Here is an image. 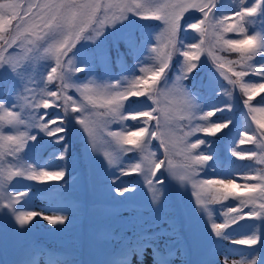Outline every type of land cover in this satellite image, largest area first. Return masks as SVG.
Masks as SVG:
<instances>
[{
    "label": "snow or ice",
    "instance_id": "snow-or-ice-1",
    "mask_svg": "<svg viewBox=\"0 0 264 264\" xmlns=\"http://www.w3.org/2000/svg\"><path fill=\"white\" fill-rule=\"evenodd\" d=\"M234 3L235 7L228 6L231 8L229 12L222 0L0 2V81L8 78L17 85L23 84L27 92L34 93L31 97H23L24 105L19 109L13 106L17 101L0 99V199L4 201L0 203V208L10 210L14 227L18 226L16 230L30 231L29 226L35 227L32 222L37 217L53 227L70 223V214L65 209H50L51 214L31 210L33 197L29 191L16 190L5 195L4 185L16 178L39 184L63 180L67 174L66 168L54 161L57 157L61 161L68 159L69 145L65 142L64 134L71 129L66 121H74L87 134L93 150H96L98 133L104 132L111 138L109 143L113 147L103 152V158L108 166L115 168L117 179L142 176L152 191L154 202L165 194L157 186L165 185L169 174L180 183L190 185L194 211L199 209L202 215H207L206 223L212 235L219 241H230L232 245L244 246L249 250L246 253L248 260L240 264H264V168L256 170L252 165L243 166L251 170L244 171L238 182L233 175L237 170L234 162L224 161L215 151H207L212 141L190 139L197 134L216 137L224 129H229L233 124L230 118L213 120L212 117L218 112L231 111L232 106H210L201 108L198 113L193 112L189 86L183 83L198 79L199 73L197 77L191 74L203 67L199 62L202 56L207 55L220 76L231 86V90L225 89L226 94L231 97L232 90L238 88L246 97L243 101L248 109L246 121L247 117H251L250 123L242 122L235 127L236 136L225 141L226 149L238 160L251 159L256 164L264 165V98L256 105L251 103L257 94L264 93V27L259 30L255 27L258 21L264 25V0H234ZM190 12L200 15L195 19H185ZM140 21H158L159 24H140ZM13 22H16L15 26ZM134 25H138L135 30ZM109 27L114 31L105 35ZM151 27H155L154 40H146L143 33L137 35L139 28ZM190 31L197 35L190 37ZM226 33H235L236 36L228 38ZM101 36L105 40L84 56L82 65L74 66L69 53L76 49L77 44ZM109 36L114 37L112 44L116 49V63L119 64L126 54L139 59L138 53L145 45H152L149 50L155 63L151 66L141 65L130 78L115 83L96 84L88 80L97 57L106 65L112 61L111 51L106 44ZM121 43L127 53L119 51ZM41 52L48 62L42 66V83L37 91L29 88L24 78L33 71L32 54L39 55ZM223 52L235 53L238 58L228 59L219 54ZM22 53L27 55L21 56ZM80 54L79 51L75 53ZM174 57L182 59L176 61L174 78H169L166 72ZM72 73H85V76L80 82H74ZM250 74L261 79L245 80ZM217 79L214 75L209 76L207 81H199V87L212 89ZM47 85L56 87L48 88ZM73 89L78 95L69 94ZM169 97L172 100L162 105V98L168 100ZM24 107L33 110L29 113L30 120L25 118ZM39 109L45 111L39 112ZM48 109H61L63 115L55 111L49 113ZM70 113L79 115H72L69 119ZM128 120H139V123L125 125L124 122ZM184 120L189 121L188 131L180 127L181 135L177 137L175 122ZM194 120L200 123H193ZM117 122L121 128L112 130L110 125ZM250 124H255V129L250 131ZM21 127L25 131H20ZM30 127L38 128L43 136L30 134L27 131ZM45 137L55 139L46 140ZM226 137H231V129L220 139ZM154 140L163 149L162 158L152 150ZM246 143L255 145V149L237 150V145ZM55 144L62 147L52 151ZM202 146L204 150H201ZM25 151L34 156L47 152L50 160L26 163L29 156L20 155ZM133 153L136 155L132 156ZM172 155H181L184 163L178 166L171 159ZM125 157L131 158L125 160ZM162 168L165 169L163 172ZM212 171L224 174L219 177L202 175ZM137 182L113 181V191L119 197H125V193L136 191ZM24 187L32 189V185ZM55 187L36 191H52ZM229 200L234 203H227ZM17 204L29 210L17 209ZM213 205H221L215 215ZM7 215L5 213V217ZM249 220L258 223H242ZM238 231L242 235H236ZM128 243L136 245L131 250L140 257L138 264H144L149 247L152 248L155 264H167L164 260L155 259L159 245L151 237H137L135 241L129 239ZM26 264L61 262L54 255L37 252ZM112 264H128L126 254L123 260H114ZM222 264H230L228 256L224 257ZM231 264L237 262L231 261Z\"/></svg>",
    "mask_w": 264,
    "mask_h": 264
},
{
    "label": "rangeland",
    "instance_id": "rangeland-1",
    "mask_svg": "<svg viewBox=\"0 0 264 264\" xmlns=\"http://www.w3.org/2000/svg\"><path fill=\"white\" fill-rule=\"evenodd\" d=\"M192 13L194 12L186 14L185 17H189ZM33 95L34 93L31 96ZM142 179L144 178L142 177ZM237 181L240 182L238 179ZM24 186L25 184L21 183L10 190L5 188V195L7 192L16 190L29 191L30 196L33 197L32 201H39L37 198L44 199L42 205L32 202L31 210L44 211L45 214H51L50 209H65L68 214H71L72 208L80 207L76 200V197L80 195L87 200L88 204L78 213L81 217L80 222L75 225H62V228L55 230L54 227L48 228L50 230L45 234L31 225L29 226L30 231L16 230L18 226L14 227L15 221L10 210L0 208V264H26V261L37 252L54 255L61 264H79L87 260L92 264H112L114 260H123L125 254L128 264H138L140 257L131 250L136 245L135 243L129 245V239L135 241L137 237H151L157 241L159 234L161 236L167 234L171 239L176 240L170 245H165L164 241H157L159 252L155 259L164 260L167 264H219V260L223 261L225 257L220 250L222 243L220 244V241L212 235L209 224L206 223L207 215H202L199 209L194 211V198L190 196V185L180 183L170 174L168 185L159 187H168L173 198L177 199L178 209L173 210L171 216V212L166 208L171 206V203L167 204V201H172V197L169 195L168 200L163 201L162 195L159 201L154 202L152 191L146 182L143 195L131 197L91 194L88 189L83 188L77 191L74 186L51 193L27 189ZM54 198L56 200H53ZM144 198L148 199L149 205L144 204ZM24 199H28V197ZM119 199H137L136 202L141 204H133L128 207L138 210V214L133 217L126 216L116 222L99 219L91 214V211L94 210L120 209L118 205L114 204ZM3 202L0 199V203ZM233 202L229 200L227 203L232 204ZM135 205L143 206L134 208ZM15 207L29 210L22 209L21 204H17ZM212 208L215 210V215L221 205H213ZM179 209L180 211L177 213ZM5 213H8L7 217H5ZM176 213L174 219L173 215ZM43 223L46 224V221ZM242 223L258 222L249 220ZM204 234L205 238L212 239L210 250L213 252L202 255V239L204 238L202 236ZM235 234L242 235V232L238 231ZM223 242L227 243L226 250H229L230 253L237 254V256L243 253L245 258H249L246 254L249 250L244 246L232 245L230 241ZM148 253L153 257L151 247L147 249L145 255ZM144 264H146L145 256ZM152 264H155L154 258Z\"/></svg>",
    "mask_w": 264,
    "mask_h": 264
},
{
    "label": "trees",
    "instance_id": "trees-1",
    "mask_svg": "<svg viewBox=\"0 0 264 264\" xmlns=\"http://www.w3.org/2000/svg\"><path fill=\"white\" fill-rule=\"evenodd\" d=\"M0 2H4V0H0ZM23 2L27 3L29 0H23ZM222 2L226 5V11H231V8L228 7L231 5V7H235L234 0H222ZM199 13H192L189 17H185V19H195L198 17ZM16 22H13V26H15ZM140 24H150L153 26H156L159 24L158 21H140ZM117 27H120V25H117ZM256 29L259 30L261 27H264V25H261V23L258 21L256 24ZM134 30L138 28V25L133 26ZM114 29L111 27L106 29L105 35H107L108 32H112ZM251 31V30H250ZM141 33L144 34V38L146 40H154L155 37V27L151 28H139L137 31V35H140ZM197 34L195 32L190 31L189 36L193 37ZM226 37L228 38H235V33H226ZM105 40L104 36H101L99 39L89 40V41H81L80 44H77L76 49H73V52L69 53V58H71L73 65H82V61L85 55H88L91 53L93 49H96L97 45L100 44L101 41ZM114 40V37L109 36L106 44L109 47L111 51L112 61L110 64H105L100 58H96L95 62L92 66V73L88 77V80L95 82L96 84H108V83H115L117 80H125L127 78H130V76L133 74V72H138L139 66H151L155 63L153 60V54L150 52V47L152 45H145V47L142 49L139 55V59H137L133 55L126 54L123 58V60L118 64L116 63V49L112 44V41ZM82 45H86V47H82ZM10 51L17 52V49H11ZM80 52V55H75V53ZM120 52L127 53V49L123 45V43L120 44L119 48ZM220 55H223L227 57L228 59H237V54L235 53H228L223 52L219 53ZM27 53H22L21 56H25ZM178 59H182L180 57H174L172 64L169 68V70L166 72V76L169 78H174L176 74V61ZM259 59V57L257 58ZM48 60L46 57L43 56V53L41 52L39 55H36L35 53L32 54V67L33 71L28 73L24 78V83H27L29 88H34L37 91L41 87L42 83V76L41 72L43 71V65L47 63ZM206 63V66L205 65ZM203 67L197 68L191 75L193 77H197V74L199 73L198 79L193 80L189 79L187 81H184L183 83L189 86V92L191 94V101H192V111L193 112H199L201 108H207L210 106H219L224 107L226 104H231L232 110L220 113L218 112L216 116L212 117L213 120L217 118H230L233 121V124L229 126V129H224L223 132L218 133L216 137L211 136H203V134H197L196 136H192L190 139L192 141H195L197 138H202L207 141H212L213 143L209 148H207V151H215L224 161L232 160L234 164L237 166V170L233 173L234 177L236 179L240 180V176L244 171H248L251 169H245L243 166L245 165H252L254 169L260 170L261 168H264V165L256 164L254 160L251 159H245V160H238L236 157H232L230 154V151L226 149V140H230L232 137L236 136L235 127L238 124H241L242 122L250 123L251 117H247L246 121V113L248 109L244 106L243 101L246 99V97L243 96L242 93H240L239 89L236 88L235 90H232V96L229 97L225 89L231 90V86L227 84V81L223 79L222 76H220L219 72L216 70L215 66L213 65L212 61L207 57V55H204L201 57V60L199 62ZM217 79V82L214 84L212 89L208 88H200L199 87V81L204 80L207 81V78L209 76H213ZM85 76V73H72V80L74 82H80L82 78ZM261 79L258 76H255L253 74H250L249 76L245 77V80H259ZM179 83V82H178ZM48 88H55V85H47ZM70 95H78L75 90L69 91ZM27 95L31 97L32 92H27L26 89L23 87V84L17 85L14 81L4 78V80L0 81V99L3 98H9L10 100L17 101L16 104H14V107H17L18 109L24 105V99L23 97ZM262 98H264V93L257 94L251 103L253 105H256ZM133 100L136 98H132ZM172 100L171 97H169L168 100H165L162 98L161 103L166 104L169 103V101ZM131 102V101H129ZM24 114L26 119H31L29 116V113L33 110L31 108L24 107ZM39 112H44V109H39ZM49 113H52L55 111L58 115L62 116L63 111L61 109H48ZM72 115H79L76 114H69V119ZM193 123H200V121L194 120ZM68 127L71 129L70 132L64 134L66 136V143L69 145L68 150V159L61 161L57 157L54 161L56 164H62L66 168V176L63 180H52L48 181L44 184H39L35 181H28V180H22L20 178L14 179L10 184H5L4 186L6 188H11L13 186H16L17 181H23L27 185H32V188L34 189H47L52 186H56L54 189L59 188L60 186H68V185H78L79 188L86 187L89 191H91L93 194H104V195H114L117 196V194L113 191V188L115 187V183H119L120 180L123 181H133L135 183V192L131 193H125V195H134L142 191L145 181L142 179V176H129V177H119L117 179L118 173H116V170L114 167L108 166L107 162L103 158V152L105 150H111L113 145L109 143L110 137H107V135L104 132H100L97 135L96 140V150H93L91 147V144L88 141L87 134L84 133L80 125L75 124L74 121L71 123H68ZM139 123V120L132 121L128 120L125 121V125H134ZM153 123H155L153 121ZM175 124L177 127L175 128V134L176 136H180V127H183V130L185 132L188 131V124L189 121H176ZM55 127V125H53ZM255 124H250L249 130L255 129ZM110 128L112 130H118L121 128L120 123H112L110 125ZM231 129V137H226L224 140L220 139V137L224 136V133L229 132ZM5 131H8L5 129ZM20 131H25L23 127L20 128ZM30 134H37L38 136H43V133L39 132L38 128L30 127L27 129ZM46 140H54L55 138H49L45 137ZM31 144V142H30ZM159 142L158 141H152V150L157 152L158 156H161L163 149L158 147ZM62 147L60 144H55L52 147V151H57ZM255 145L251 143H246L244 145H237V150H245V149H255ZM201 150H204V146L201 147ZM29 156V159L26 161V163H32L33 160H35L37 163H41L43 161H49L50 158L48 156L47 152L41 153L39 156H34L31 153H27V151L22 152L20 155ZM132 156H135L136 154H131ZM131 157H125L124 159H130ZM10 159V158H9ZM171 159L179 166L182 163H184L183 157L181 155H172ZM20 163H25V161H20ZM167 163V162H166ZM163 169V168H162ZM161 169V171H162ZM163 172V171H162ZM223 172L218 171H212L210 173H203L207 175L217 176L222 174ZM160 175L159 173L157 174ZM254 182V181H250Z\"/></svg>",
    "mask_w": 264,
    "mask_h": 264
},
{
    "label": "bare ground",
    "instance_id": "bare-ground-1",
    "mask_svg": "<svg viewBox=\"0 0 264 264\" xmlns=\"http://www.w3.org/2000/svg\"><path fill=\"white\" fill-rule=\"evenodd\" d=\"M159 186L160 185H158L157 187H159ZM161 186H163V185H161ZM159 188H161V187H159ZM161 189L164 190V192H165V194L161 197V199L163 201L168 200V196L169 195L172 197V200L175 199V197L173 198V194H172L171 190H169L168 187H163ZM37 200H39V201H36L35 200V201H32V202H34V204H37V205H42L43 204V200L44 199L37 198ZM53 200H56V198H54ZM76 200L79 202V206L80 207L72 208V212L70 214V223H67V224L75 225L78 222H80L81 217L78 215V213L80 211H82L84 209V206H86L88 204L87 200L82 195L77 196L76 197ZM136 200L137 199H119L116 202H114V204L115 205H118L120 209H110V210L101 209V210H94V211H91V214L92 215H95L99 219H107L110 222H116L118 220H121V219L125 218L126 216L133 217V215H137L138 214V210L133 209L132 207H128V206H131L133 204H141V203L136 202ZM143 202H144V204L146 203L147 205H149L148 199H145L144 198L143 199ZM171 203H173V202L171 201ZM138 206H140V205H138ZM32 224L35 225V227L41 233H44V234L47 233L50 230L48 228H53V226L47 224V222H46V224L43 223V220H40L39 217H37V219L34 220L32 222ZM56 228H59L60 229V228H62V225L55 226L54 227V230ZM202 237H204L202 239V242H203V244H202L203 245L202 255H204L205 253H211V252H213V251L210 250V247H211L210 245H211L212 239L205 238L206 237L205 234ZM157 241H164L165 242V245H170L173 242H175L176 240L171 239L167 234H165L164 236H161L159 234V237L157 238ZM221 243H222V248H220V250L222 251V254H224L225 256H228L231 261H236L237 264H240L241 261H247L248 260V258H245L243 256V254L237 256V254L230 253L229 250H226L227 247H228L227 243L226 242H223V241H220V244ZM257 255H259V253H257ZM145 262H146V264H152L153 257H151L150 253H148L147 255H145ZM79 264H92V263H90V261L87 260V261L81 262ZM179 264H181V263H179ZM184 264H187V263H184ZM219 264H222V260H219Z\"/></svg>",
    "mask_w": 264,
    "mask_h": 264
}]
</instances>
